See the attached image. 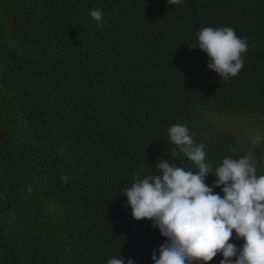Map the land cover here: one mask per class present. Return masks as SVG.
I'll list each match as a JSON object with an SVG mask.
<instances>
[{
    "label": "trees",
    "instance_id": "obj_1",
    "mask_svg": "<svg viewBox=\"0 0 264 264\" xmlns=\"http://www.w3.org/2000/svg\"><path fill=\"white\" fill-rule=\"evenodd\" d=\"M221 26L249 38L227 82L187 45ZM207 113L264 122V0H0V264H107L119 254L152 264L165 238L133 219L120 190L142 165L152 174L157 158L172 162L173 124L189 127L214 168L240 158L234 134L217 133ZM173 162L197 171L182 155Z\"/></svg>",
    "mask_w": 264,
    "mask_h": 264
},
{
    "label": "clouds",
    "instance_id": "obj_2",
    "mask_svg": "<svg viewBox=\"0 0 264 264\" xmlns=\"http://www.w3.org/2000/svg\"><path fill=\"white\" fill-rule=\"evenodd\" d=\"M183 3L168 0L169 5ZM105 15L101 8L89 9L91 20L101 29L107 26ZM187 45L203 52L208 57L207 69L227 82L243 69L249 38L238 36L230 26L203 27ZM167 133L175 146L170 153L172 162L157 158L152 168L158 174H146L142 165L131 186L120 190L133 219L150 221L165 238L153 251L152 264H208L218 254L222 256L219 264H264V175L257 174L258 168H264V152L243 154L238 159L227 155L214 168L206 161L205 145L197 143L186 124H173ZM251 142L258 147L264 135L257 133ZM178 155L193 162L197 171L173 162ZM210 175L216 179L208 185ZM70 180L71 176L61 175L62 182ZM107 264L134 261L126 262L119 254Z\"/></svg>",
    "mask_w": 264,
    "mask_h": 264
},
{
    "label": "rangeland",
    "instance_id": "obj_3",
    "mask_svg": "<svg viewBox=\"0 0 264 264\" xmlns=\"http://www.w3.org/2000/svg\"><path fill=\"white\" fill-rule=\"evenodd\" d=\"M207 120L217 133L231 132L235 136L233 151L235 153L253 154L264 149V142L253 146L251 138L257 133L264 135V122L250 115L210 114ZM264 169V168H263Z\"/></svg>",
    "mask_w": 264,
    "mask_h": 264
}]
</instances>
